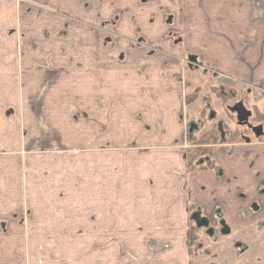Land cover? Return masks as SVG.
Returning <instances> with one entry per match:
<instances>
[{
	"label": "crops",
	"instance_id": "1",
	"mask_svg": "<svg viewBox=\"0 0 264 264\" xmlns=\"http://www.w3.org/2000/svg\"><path fill=\"white\" fill-rule=\"evenodd\" d=\"M142 2L118 32L133 41L136 23L149 44L165 52L149 56L129 44L117 64L96 52L100 40L93 32L94 52L73 41L71 53L69 30L77 29L81 39L83 29L72 22L64 24V30L70 26L59 39L62 50L0 52V264H264V136L217 145L213 155L222 175L188 172V108L177 59L187 54L264 87V0H184L178 20L169 24L166 0ZM104 4L92 0V23L112 13ZM57 6L83 17V0H59ZM178 8L171 3L176 15ZM34 14L29 11L30 20ZM177 31L182 45L169 36ZM116 48L112 56H118ZM96 61L100 68L89 69ZM69 100L81 113L68 123ZM261 108L264 113V103ZM194 114L188 118L199 111ZM68 146L76 148L74 178L56 189L52 149ZM51 195L62 199L53 203L63 205L57 213ZM189 205L198 206L210 225L202 229L196 256L186 245ZM25 206L32 210L26 222ZM47 236L63 237L65 245L44 260L47 251L38 248L47 246L37 238ZM83 237L90 238L89 244L84 240L86 255Z\"/></svg>",
	"mask_w": 264,
	"mask_h": 264
},
{
	"label": "rangeland",
	"instance_id": "2",
	"mask_svg": "<svg viewBox=\"0 0 264 264\" xmlns=\"http://www.w3.org/2000/svg\"><path fill=\"white\" fill-rule=\"evenodd\" d=\"M41 1V2H40ZM59 0L53 1L52 3H49L46 0H0V52L2 51H15L18 53L21 52H42V53H52L55 52V48H58L60 50L64 49L65 46L59 45V39L66 38V31L68 30V26H70V23H66L67 29L64 30V24L65 22H72L77 23L76 25L82 26V38L78 39V36L75 37L76 33H80L77 29L72 28L69 30L71 43L69 40L67 43V48L70 50L69 52L76 51L75 45L73 43L76 42L78 48H85V51L89 54L94 52L95 43L90 44L91 37H93L96 33L99 35L100 42L97 44L96 52L103 53L105 57L109 56V59H112L117 64H119L121 61L120 59L123 58V56L128 52L129 50V44L131 47L138 48L140 51L145 52L148 54V52L156 51H162L165 52L164 49L161 47H155L154 45H150L149 42L144 38L143 35L140 34V27L137 26V24H134L135 31H136V37L131 40V38H128L124 35V33L118 32V26L122 24L124 21V17L127 13L130 12L132 7L134 5L138 6L143 4L142 0H105V6H108L112 8V13L108 17H104L103 19H98L97 21L93 20L92 23L89 20V17H87V14L90 12L91 9V3L92 0H83V17L79 15H73L69 14L68 11H65L63 9H60L57 4ZM103 1V0H98ZM166 5H164V15H165V22L166 23H172L176 22L179 18V14L181 13L182 7L184 5V0H166ZM43 2V3H42ZM172 5L176 6L178 10L180 11L177 15L172 12L170 9ZM14 4V5H13ZM21 5H24L22 9H20ZM46 7H43V6ZM29 9H25L28 8ZM42 7V8H41ZM16 8V11L15 9ZM32 8V9H31ZM37 8V9H36ZM20 10V12H19ZM24 10V11H23ZM27 10V12L25 11ZM39 12H38V11ZM29 11H34V15H37V19H31L29 16ZM40 12H45L41 13ZM47 20V26H44L41 22V18ZM91 15V14H90ZM107 16V15H105ZM93 18V16L91 15ZM94 19V18H93ZM56 21V23H55ZM63 24V28H60V24ZM117 26V27H116ZM92 29V30H91ZM91 30V31H90ZM92 34V36H91ZM170 38L174 41V44L176 45H182L181 41V33L180 31L173 32V34H169ZM79 40H82V44H79ZM114 40H117V44L114 46L112 43ZM125 43L122 47V43ZM131 42V43H130ZM90 44V45H89ZM44 45H47V48L44 47ZM117 47V48H116ZM116 48V53H119L118 56H112L111 53L114 52ZM51 49V50H49ZM94 49V50H93ZM118 49H120L118 51ZM121 52V54H120ZM120 56V57H119ZM181 57L178 61V63L181 65V67H185L189 72L185 75V77L180 78L181 84L190 83L191 88L188 89V91H194L199 90V97L198 100L191 104L189 107L190 115H192L194 112L196 114L198 111H200V108L202 107L204 100L203 97H205L207 100L211 101V107H213L216 112L219 114V118H221L225 123L228 125L227 129L233 130L236 126V117L235 114L232 113V115L226 114L227 107L229 108L230 105H233L234 102L241 98L248 97V106L251 108V105L257 104V107L261 109L264 103V90L258 89V88H252L251 95L247 96V93L245 92L246 96L243 95V91L241 90V86L239 83H234L230 79H223L224 77H215L214 75H210V72H205L206 65L203 64L199 59H193L194 64L190 63L191 57L189 55L181 54L179 55ZM102 61H96L95 65H93L92 70H97L100 68V64ZM84 69V74L90 75V70ZM235 88V89H233ZM245 88H247L245 86ZM194 89V90H193ZM245 91V89H244ZM218 92H222L223 96H218ZM210 106V105H208ZM248 107V108H249ZM68 123L71 121V119L79 118L76 116H79L80 109L74 110V103L69 100L68 102ZM258 109V108H257ZM263 110V108H262ZM77 113V114H76ZM194 114V115H196ZM82 117L86 122H90V114L88 110L83 109L82 111ZM196 118V117H193ZM212 126V123L206 122V125L202 126V130H198L196 134H199L200 132H204L205 128L208 129ZM63 129H66V127L63 125ZM67 133V129H66ZM68 135H70V132H68ZM73 137V136H71ZM67 138V136H66ZM67 140V139H66ZM76 148L73 146H68L67 149L60 150L57 148L52 149V154L54 156H57L56 159L52 162V165L56 167V171L52 173V176L55 177V175L58 173L56 179L57 183L55 185L56 189L61 187L63 190L65 187L68 186V182L73 180L74 178V156H75V150ZM38 158L36 157V160ZM35 165H38L37 169L42 168L43 162L41 160H38L34 163ZM30 165V164H28ZM32 180V179H31ZM64 192V191H63ZM57 198L58 195H51V203H52V212L57 213L58 208H61L63 205L53 204L58 203V200H54V197ZM60 196L64 197V193H61ZM65 207V206H64ZM24 220L25 222L32 215V210L29 206L24 207ZM30 208V209H29ZM56 208V209H55ZM31 211V212H30ZM35 212H40L39 206H35ZM71 214V213H70ZM201 234V231H199V235ZM43 239L45 241L47 247H41L38 248L40 252L47 251V253L43 256L42 259L49 258V254L51 257L54 256L53 250L58 247V245H61V248L65 245V243H61L60 239H65L63 237L58 236H47L43 238H37ZM69 239V238H68ZM74 239V238H70ZM83 242H79V245L82 244L83 247V254L86 253L87 249L89 247L86 246L84 243V240H87V244H89L90 238L83 237ZM68 247V246H67ZM81 247V248H82ZM86 255V254H84ZM85 258V257H84ZM68 264V263H67Z\"/></svg>",
	"mask_w": 264,
	"mask_h": 264
},
{
	"label": "flooded vegetation",
	"instance_id": "3",
	"mask_svg": "<svg viewBox=\"0 0 264 264\" xmlns=\"http://www.w3.org/2000/svg\"><path fill=\"white\" fill-rule=\"evenodd\" d=\"M142 1H147V0H142ZM158 53H159V51H158ZM155 54H156V51H152V52L149 51L147 55L152 56ZM190 57H191L190 63L194 64L193 59H196V58L193 56H190ZM180 58L181 57L177 56L178 61L181 60ZM202 63L206 65V68H204L205 72H210V75L212 74L215 77H224L223 79H227V80L230 79L233 82L239 83L240 86L242 83L241 90L243 91V95H245V96H246L245 92L247 93V96L251 95V93H252L251 87L264 90V87H262V86H256L250 82H244V81L242 82L239 79H232L228 76H225L222 72L212 69L210 66H208V64H206L204 62H202ZM182 69H183L182 77L183 76L185 77L188 70L184 66L182 67ZM182 85L185 87V90H186V105H187L186 107L188 108V111L186 112V116H185V120H186V124H187V128H188L187 145L184 148L185 158H186L188 151L190 149L194 148L195 146H197V144L194 141L195 137L201 136L202 133L209 131L213 127H217V129L219 130L220 136H221L220 142L215 145L216 147H217V145L219 146L223 143H228V144L233 145L235 143L244 142L246 140L253 142V141H255L254 139L261 138L262 136H264V113H263V110H262V108L259 109V107H257V104H255L253 106L251 105V108H250L248 106V97H246L244 99L241 98V99L237 100L236 102H234L233 105H230L229 108L227 107V109H226L227 115H232V113L235 114L236 126L234 128H232L233 130L227 129L228 125L225 123V121H223L221 118H219L218 112H216V110L213 107H211V101L207 100L205 97H203L204 98V100L202 101L203 105L200 108L199 115L196 118H193V117L188 118V116L190 115L189 107L194 101H196L198 99V97H199L198 91L199 90L193 89L194 91H188V89L191 88L190 83H186V84L183 83ZM245 86L247 88H245ZM233 89H235V88H233ZM244 89H245V91H244ZM218 96H223V93L218 92ZM208 105H210V106H208ZM187 118H188V120H187ZM206 122L212 123V126L208 129L205 128L204 132H200L199 134L194 135V133L195 132L197 133L198 130H200V131L202 130V126H203V124L205 126ZM232 132H236L239 139H237L235 141L229 140L228 137L232 134ZM236 133H234L231 137L235 136ZM216 147H215V149H216ZM213 153H214V151H213ZM213 153H212V159L214 162V167H208V168L199 169V170H191L190 172L210 169V170H214L218 174L222 175V171L220 169V166L216 163ZM188 217H189V224H188L189 229H188V231L197 235V240L194 243V245L196 246V252L194 255H192V256H196L202 248L201 234L199 235V231H201V233H202V229L203 228L209 229L210 225H209V221L202 215V210L196 205H189L188 206ZM186 245L188 247V232H187ZM235 245L240 250L244 249L243 244L240 242L236 243ZM188 251H189V247H188Z\"/></svg>",
	"mask_w": 264,
	"mask_h": 264
},
{
	"label": "trees",
	"instance_id": "4",
	"mask_svg": "<svg viewBox=\"0 0 264 264\" xmlns=\"http://www.w3.org/2000/svg\"><path fill=\"white\" fill-rule=\"evenodd\" d=\"M237 132V131H236ZM236 132L228 137L229 140L235 141L239 139ZM234 133L235 136L231 137ZM196 135V132L194 133ZM221 140V136L217 127L211 128L209 131L202 133L201 136L195 137V143L197 146L190 149L186 155V167L187 171L205 169L208 167H214L212 159V153L215 149V145ZM210 163V164H209ZM197 240V235L188 231V247L191 255L196 252V246L194 245Z\"/></svg>",
	"mask_w": 264,
	"mask_h": 264
}]
</instances>
